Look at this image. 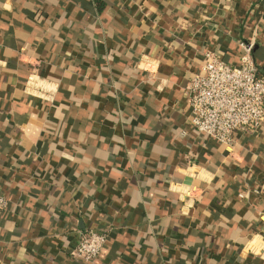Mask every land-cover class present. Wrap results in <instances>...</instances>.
<instances>
[{"label": "crops", "instance_id": "crops-1", "mask_svg": "<svg viewBox=\"0 0 264 264\" xmlns=\"http://www.w3.org/2000/svg\"><path fill=\"white\" fill-rule=\"evenodd\" d=\"M253 40L264 76V0H0V264H84L89 228L86 264H264V126L228 149L185 93Z\"/></svg>", "mask_w": 264, "mask_h": 264}, {"label": "built area", "instance_id": "built-area-1", "mask_svg": "<svg viewBox=\"0 0 264 264\" xmlns=\"http://www.w3.org/2000/svg\"><path fill=\"white\" fill-rule=\"evenodd\" d=\"M255 45L254 40L240 43L238 65L227 64L216 52H204L200 72L186 87L193 130L228 149L235 146L236 135L256 134L264 126V76L254 57ZM181 137H186V133ZM9 205V199L0 192V211ZM108 238L107 232L92 228L80 232L72 258L93 263Z\"/></svg>", "mask_w": 264, "mask_h": 264}, {"label": "water", "instance_id": "water-1", "mask_svg": "<svg viewBox=\"0 0 264 264\" xmlns=\"http://www.w3.org/2000/svg\"><path fill=\"white\" fill-rule=\"evenodd\" d=\"M186 184H187V185H192V181H191V179H188V180L186 181Z\"/></svg>", "mask_w": 264, "mask_h": 264}]
</instances>
